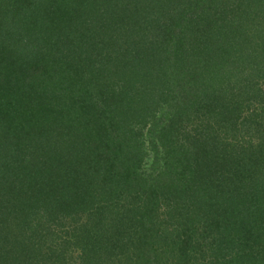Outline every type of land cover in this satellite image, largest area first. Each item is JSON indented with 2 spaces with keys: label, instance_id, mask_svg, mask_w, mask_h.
<instances>
[{
  "label": "trees",
  "instance_id": "trees-1",
  "mask_svg": "<svg viewBox=\"0 0 264 264\" xmlns=\"http://www.w3.org/2000/svg\"><path fill=\"white\" fill-rule=\"evenodd\" d=\"M17 5L0 21L31 22L38 49L21 78L55 73L65 98L41 101L60 132L38 169L0 149V264H264V0Z\"/></svg>",
  "mask_w": 264,
  "mask_h": 264
},
{
  "label": "rangeland",
  "instance_id": "rangeland-1",
  "mask_svg": "<svg viewBox=\"0 0 264 264\" xmlns=\"http://www.w3.org/2000/svg\"><path fill=\"white\" fill-rule=\"evenodd\" d=\"M1 1L0 11H4L6 9L11 12H16L20 8V6L18 5L15 7L17 1L20 0H4L2 2ZM21 1L24 2V0ZM47 1L49 4L51 0ZM17 14L16 16H18V18L23 16V14ZM17 21L18 19H16L15 16L11 14H8V18L3 22L0 21V57L4 60H7L8 67L6 69L9 72L10 76L13 75V77H15L13 83L8 85L5 90H2L0 95V113H3L5 117L9 118L10 120V126L6 128H0V149L2 150L5 142V146H8L9 143L10 147H12L11 145L17 146L16 152H13V150L10 152L7 148L5 156L7 158L15 157V159H17L14 165L16 167V173L20 174L21 169H19V167L22 168V166L24 165L29 167V163H31L32 165H34L32 169L36 170L39 168L40 162L44 160V156L47 155L49 147L41 140V132L52 133L53 131H56L57 133H59L60 128L57 127L56 130H54L52 127L45 128L43 124V119L46 117H44L41 113V111L43 110V114L45 115L48 111L49 106H51V104L49 105L48 102L44 101L42 103L41 101H43V98L48 99V97L50 96L54 98L58 94L57 85L59 84V79L57 75L54 73L53 77L56 78L53 79L52 77L51 80L50 78L44 79L37 76V78H33L32 80L25 83L24 80L21 78V76L24 77L26 73L31 72L30 69L24 68V66L26 65V62L35 59L34 56H37L38 49L36 48L37 51L34 52L31 49L32 47L30 46L32 36L31 22ZM65 34H68L73 37L71 29L67 30L63 34V36ZM63 36L59 40L58 47L55 48V53L60 54L59 50L64 49L67 46L66 40H64ZM40 39L41 38H37V41L40 42ZM29 83H33L34 87H32L31 89L29 87H26L25 84ZM57 97H61L63 99L65 98L64 96L59 95ZM18 109H21L22 113L25 115L24 118L20 117L21 121L19 122ZM39 114L40 121L38 117ZM81 115H84V113H82ZM162 115L163 110H160L158 113V118ZM13 123L17 133H15V130L13 131L12 129ZM81 123L82 126L90 125L89 122L85 121H81ZM68 124L69 123L67 122V125ZM54 126L56 127V125ZM71 126L72 128H68L70 130L67 137H70L72 135L74 136L76 134V132H74V130L72 129H75L78 132L79 128L82 127H78L77 125H74L72 123ZM40 128H42V130ZM4 134L8 135L9 138L6 135L4 136ZM77 138L79 140H82V134L80 133V131L77 134ZM12 211L13 210H11L10 208L7 212L13 214ZM13 216L15 217V215ZM59 223L60 227L57 229L63 228L61 227L62 224L60 221ZM47 226L48 225L44 222L41 223V226L37 225L35 227V229L37 230V235L34 237L33 240L39 241V245H41L42 248L48 247V243H50V239H48V235L46 233ZM13 227L14 225H12L10 228ZM55 228L56 225H54V229ZM64 232L65 230L60 229L56 232V234L60 235ZM28 243L29 241H27L28 248H32L31 242L29 244Z\"/></svg>",
  "mask_w": 264,
  "mask_h": 264
}]
</instances>
